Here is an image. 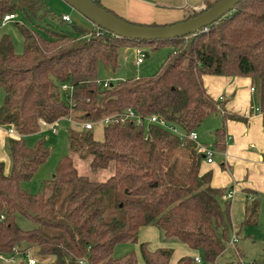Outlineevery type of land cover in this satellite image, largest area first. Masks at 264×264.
Here are the masks:
<instances>
[{"label":"trees","instance_id":"trees-1","mask_svg":"<svg viewBox=\"0 0 264 264\" xmlns=\"http://www.w3.org/2000/svg\"><path fill=\"white\" fill-rule=\"evenodd\" d=\"M216 1H206L204 9L183 20ZM8 13L15 16L10 22L18 30L22 50L14 52L10 37L0 33V126L14 131L8 138V174L0 162V255L25 256L33 247L39 256L50 257V264H138L134 252L116 258L112 250L118 243L136 242L139 228L147 225L198 252L206 264L224 255L230 204L222 196L230 188L211 187L209 173L199 175L202 154L192 142L180 141L155 124H107L101 140L90 130L68 128L69 150L89 158L91 171L111 165V175L90 180L79 175L65 155L47 180L49 189L29 193L20 182L33 176L48 150L42 141L25 146L23 136L38 132L41 122L56 123L71 112L95 120L125 108L195 131L217 112L216 100L203 87V75L245 76L256 82L264 130V0H239L205 30L156 41L127 40L93 24L86 29L68 23L70 31L44 28L41 34L34 21L48 13L42 0H0V18ZM18 17L23 22H17ZM59 21L64 22L60 16ZM143 44L151 49L171 46L156 72L117 79L106 88L96 84L100 69L117 66L120 48ZM62 85L68 89L60 91ZM221 115L222 121L238 118L224 110ZM213 136L215 147L222 146L224 127L216 128ZM178 146L188 149L183 167L172 157ZM244 211L243 224L255 222L256 202ZM17 214L35 226L21 229ZM138 251L143 264H193L189 255L172 263L171 249L150 250L146 242L138 244Z\"/></svg>","mask_w":264,"mask_h":264},{"label":"rangeland","instance_id":"rangeland-1","mask_svg":"<svg viewBox=\"0 0 264 264\" xmlns=\"http://www.w3.org/2000/svg\"><path fill=\"white\" fill-rule=\"evenodd\" d=\"M42 1L44 2L45 8L47 9L48 13L42 19L34 21L35 24L39 25L38 31L41 34H45V31L43 30L44 28L70 31L71 24L86 29L90 28L91 23L87 19L71 9L61 0ZM191 1L195 2L194 0ZM206 1L212 0H199V2H203L204 5H206ZM63 10L69 13L71 24H68L66 22L62 23L59 21V16H61ZM16 21L21 23L23 22V19L22 17H18ZM0 33H5L10 37L14 52H21L22 40L13 22H8L1 29ZM140 50L147 56H143L142 62L138 65H135L134 61L136 56L134 47L127 46L120 48L118 51L117 66L113 70L100 69L98 71L97 78L101 80H107V83H114L117 79L151 75L156 72L163 64L164 60L171 50V46L161 45L155 49H151L149 45L143 44L140 46ZM252 85L255 88V92H257L256 82H253ZM60 91L63 92L64 90H62L60 87ZM2 95L3 92L0 89V103L2 100ZM69 117L76 119V117H79V114L77 112H71ZM221 123L222 117L220 113L216 112L206 117L195 129L198 136L197 142L199 144L202 142L210 148L214 137L213 131L218 128ZM216 124L218 125L216 126ZM93 126V129L90 130L93 138L95 140H101L103 127L102 123L96 122ZM68 128H70L74 132H80L84 130L83 128H81L82 130H80L79 128L73 126V123L70 122L67 118H62L55 123L54 134H52L48 129L40 127L38 132L23 136L24 144L27 147H32L37 141H42L44 143V146L48 150V156L46 157L44 162L37 168V170L29 180L20 182L21 188L27 190L29 193L42 192L44 191V189L48 190L49 188L47 180L51 178L59 159L65 155H68L71 158L72 164L77 172L83 171V169L88 170V160L81 159L75 156L68 148ZM10 136L12 135L7 133L6 128L0 126V162L3 165V172L5 174L9 173L11 166V160L8 150V138ZM192 144L194 145L193 142ZM172 153V157L174 158L173 161H175L180 167L185 166L187 161L188 149L183 146H178L177 148L172 150ZM111 167L112 166L110 165L105 170H108ZM86 174L89 179L94 180L93 178L98 177L99 173L88 171V173L86 172ZM223 207L224 206L222 204V208ZM247 212L250 211H248L247 209ZM253 215L256 216L255 222H247V224L242 223L243 219L245 218L243 203L239 200V196L234 195V198L229 205L230 225L226 232V239H224L223 241L226 252H224V255H222L221 257L218 256L217 262L219 264H264V198L260 199L259 210ZM15 222L21 229L24 230L31 229L35 226L32 222L25 219L19 214L15 216ZM232 235L236 236L237 241L233 246H227V241L231 238ZM140 242H146L150 250L158 247L171 249L173 257L177 256L181 252L178 246H174L172 244L182 243H179L176 240L164 238L162 232L158 228L147 225L146 227H142L138 231L136 242H121L116 244L112 250V256L117 258L125 253L134 252L138 264H143L138 251V244ZM9 257H11L10 262H3L2 260H0V264H19L20 262L21 264H26V259L28 257L33 258L35 260V264H50L51 262L50 257L39 256L36 253L35 248L33 247L27 250L25 256H21L19 253L14 252V255ZM203 264L206 263L203 262Z\"/></svg>","mask_w":264,"mask_h":264},{"label":"crops","instance_id":"crops-1","mask_svg":"<svg viewBox=\"0 0 264 264\" xmlns=\"http://www.w3.org/2000/svg\"><path fill=\"white\" fill-rule=\"evenodd\" d=\"M97 1L102 7L125 21L137 25L156 24L158 26L181 22L193 12L192 8L200 3L199 0H194L195 2L191 0ZM62 14L69 16L65 10ZM145 56L147 55L144 54ZM202 84L211 98L214 100L220 96L223 98L221 107L225 114L236 115L238 118L227 117L218 126L224 127L223 145L215 147L213 137L210 147L214 150L212 162L205 163L202 157L198 170L199 175L209 173L211 187L230 188L229 190H232L233 193L228 201L229 204L234 195H237L243 203L244 210L245 207L256 202L258 212L260 199L264 198V130L262 116L258 109L257 92H255L251 80L245 76L203 75ZM250 88L253 90L251 91ZM67 119L80 130H82V121H86L77 117L76 119L71 117ZM201 145L206 146L203 143ZM71 153L77 156L76 153ZM86 159L89 162V158ZM88 171H91L89 167L88 170L83 169L80 172L76 170L82 176H86ZM92 172L99 173L98 177L93 178L95 181H103L111 175L112 168L108 170L98 169ZM172 245L178 246L181 250L180 254L171 257L172 263L184 255H199L198 252L190 250L184 244L173 243Z\"/></svg>","mask_w":264,"mask_h":264},{"label":"water","instance_id":"water-1","mask_svg":"<svg viewBox=\"0 0 264 264\" xmlns=\"http://www.w3.org/2000/svg\"><path fill=\"white\" fill-rule=\"evenodd\" d=\"M91 24L127 40L156 41L186 37L204 29L230 12L239 0H217L211 7L178 23L160 26L137 25L116 17L92 0H61Z\"/></svg>","mask_w":264,"mask_h":264},{"label":"built area","instance_id":"built-area-1","mask_svg":"<svg viewBox=\"0 0 264 264\" xmlns=\"http://www.w3.org/2000/svg\"><path fill=\"white\" fill-rule=\"evenodd\" d=\"M204 7H205L204 3L200 2L197 6L192 8V11L198 12V11L204 9ZM14 17L15 16L13 14H10V13L4 14L0 18V29L2 27H4L8 22L12 21L14 19ZM60 18H61V20H63L66 23H71L70 18L67 14H61ZM204 30H205V28H204ZM134 51H135V56H136L134 64L138 65L142 62L144 54L141 52L140 48H138V47L134 48ZM95 82L97 85H100L103 88H106L109 85V83H107L108 82L107 80H101L99 78H96ZM61 89L66 91L68 88L65 85H62ZM250 90L252 91L253 88H250ZM222 99L223 98L221 96L218 97V99L216 100L217 103L215 106L217 113H220V114L223 113V109L221 107ZM96 122L102 123L103 126H105L107 124H120V125H122L125 123H131L135 126H142L144 124H155V125L163 128V129L169 131L170 133L174 134L180 141L188 140L190 142H193L196 145L195 146L196 150L202 154L204 162L205 163H211L212 162L214 150L212 148H208L204 145L197 143L196 131L192 130V131L186 132V131L180 130L176 125H173L171 123H167L160 116H156V115L144 116V115H141V114L135 112L132 108H125L123 111L105 114V115H102L101 117H99L98 119H95V120H86L81 124V126L84 130H92L94 127L93 125ZM40 127L48 129L52 134L55 133V122H53V123L41 122ZM6 131L10 135L14 134V131L12 128H8V129H6ZM232 193H233L232 190L226 191V193L222 196L223 199H226V200L229 199L230 200L232 197ZM236 241H237L236 236L232 235L231 238L227 241V246H233L236 243ZM0 260H2L4 262H10L11 257H4V256L0 255ZM26 264H35V260L31 257H28L26 259ZM193 264H203V261L199 255L193 256ZM210 264H219V263L215 259Z\"/></svg>","mask_w":264,"mask_h":264}]
</instances>
